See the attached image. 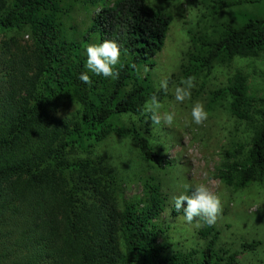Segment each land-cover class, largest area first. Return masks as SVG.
<instances>
[{"label":"trees","instance_id":"16d2710c","mask_svg":"<svg viewBox=\"0 0 264 264\" xmlns=\"http://www.w3.org/2000/svg\"><path fill=\"white\" fill-rule=\"evenodd\" d=\"M84 1L97 12L78 42L64 34L62 0H0V32L27 27L35 44L31 56L6 48L0 59V264H219L214 225L202 230L209 238L200 258L183 251L163 253L159 230L150 226L164 206L158 185L151 187L146 204L131 201L121 209L102 166L69 157L86 141L93 145L114 133L138 135L136 128L114 120L126 113L142 117L145 102L153 94L159 98L140 69L155 65L173 20L147 0ZM211 1L224 8L242 3ZM92 37L97 44L114 40L120 47L116 79L91 73V85L78 79L86 71L82 50ZM200 46L204 54L193 58L196 68L188 77L211 70L217 61L259 56L264 52V17L227 25L217 39H203ZM247 90V78L239 73L229 86L212 93L213 101L229 96L232 112L241 119L249 118L253 102L263 105L246 159L226 164L217 175L238 188L264 181V96H249ZM61 95L81 105L77 118L52 112ZM139 139L146 158L164 167L167 161ZM243 246L255 249L258 242ZM235 257L229 256L231 264Z\"/></svg>","mask_w":264,"mask_h":264},{"label":"rangeland","instance_id":"374dc122","mask_svg":"<svg viewBox=\"0 0 264 264\" xmlns=\"http://www.w3.org/2000/svg\"><path fill=\"white\" fill-rule=\"evenodd\" d=\"M13 1L7 0L9 4ZM147 4L173 17L165 44L154 57L155 65H142L140 71L142 76H149L155 92L159 93L162 110L176 113L174 126L152 125L145 112L142 117L121 114L114 121L136 128L137 136L114 133L93 145L86 141L84 147L72 150L69 157L89 158L101 165L121 209L131 201L141 206L146 204L151 187L159 186L165 198L164 206L150 226L159 230L158 244L164 247L163 253L167 256L183 251L194 259L200 258L209 238L202 234L204 226L197 227L195 221L186 223L182 212L174 214L172 198L185 183L206 184L219 196L222 205L214 225L219 232L216 246L219 264H231L229 256L234 254L235 264H264V181L238 188L217 177L226 164L246 159L254 132L261 124L263 105L253 102L249 106V118L241 119L232 112L229 96L212 100L213 91L229 86L239 73L247 78V94L263 97L264 52L259 56L217 61L211 70L202 69L191 77L194 86L190 100L179 104L173 97L174 87L189 78L188 72L196 68L193 58L204 54L200 41L217 39L227 25L238 26L250 17H264V0H242L241 4L229 8L211 0H147ZM61 6L64 34L81 42L97 9L91 10L84 0H62ZM90 44H97V38L92 37ZM6 48L17 56H31L35 44L30 29L1 31L0 59L4 58ZM85 49L82 50L84 57ZM163 78L169 80L166 93L157 91ZM195 102L202 103L208 114L200 126L190 123ZM52 108L59 117L72 119L79 116L81 105L71 96L61 95L53 101ZM139 138L167 161L164 167L146 158ZM233 150L239 152L235 157H227L226 153ZM253 241L258 242L255 249L244 248V244Z\"/></svg>","mask_w":264,"mask_h":264},{"label":"clouds","instance_id":"9594fccd","mask_svg":"<svg viewBox=\"0 0 264 264\" xmlns=\"http://www.w3.org/2000/svg\"><path fill=\"white\" fill-rule=\"evenodd\" d=\"M86 71L79 74L78 79L87 85L92 81L88 73L105 79H116L119 75L116 66L120 63L121 49L114 40H104L99 44H90L85 49ZM193 80L191 77L181 80L180 84L173 89L175 102L183 104L191 99ZM169 80L163 78L159 81L157 91L168 92ZM143 111L149 114L152 125H163L173 127L176 113L172 110H162V104L156 94H153L143 106ZM191 124L200 126L208 118L204 105L195 102L191 107ZM186 126H190L185 121ZM174 210L177 213L182 211L186 223L196 222L197 227H211L216 224L218 216L222 211L221 200L217 194L204 184L185 183L178 189V194L172 198Z\"/></svg>","mask_w":264,"mask_h":264}]
</instances>
